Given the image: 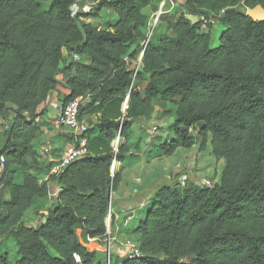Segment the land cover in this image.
<instances>
[{"label":"trees","instance_id":"1","mask_svg":"<svg viewBox=\"0 0 264 264\" xmlns=\"http://www.w3.org/2000/svg\"><path fill=\"white\" fill-rule=\"evenodd\" d=\"M93 1L88 13L74 15L81 0H0V238L17 247L14 264H105L103 253L82 242L106 234L111 193L121 181L119 173L110 176L113 161L123 169L140 162L130 149L138 151L145 136L128 145L132 119L148 120L161 103L172 136L149 159L196 144L204 151L209 143L224 168L210 188L162 186L130 231L141 256L122 264H264V21L240 9H264V0H183L168 33H154L144 47V12L154 0ZM103 9L117 18L111 26L78 24ZM211 18L223 28L215 48L201 30ZM53 95L62 108L86 97L78 119L101 118L83 134L87 153L40 183L41 117ZM117 137L125 144L115 152ZM52 188L58 193L47 215L27 227L25 214ZM0 264H11L6 253Z\"/></svg>","mask_w":264,"mask_h":264},{"label":"crops","instance_id":"2","mask_svg":"<svg viewBox=\"0 0 264 264\" xmlns=\"http://www.w3.org/2000/svg\"><path fill=\"white\" fill-rule=\"evenodd\" d=\"M86 0H81V3ZM76 5L73 8L80 10L78 14L74 15H83L86 14V10L83 13V5ZM161 6H158V8ZM109 14H113L109 11ZM114 15V14H113ZM83 18V17H81ZM88 19V18H87ZM85 21V19H82ZM117 18L115 17L114 23ZM87 23H90L88 21ZM113 23V24H114ZM91 24V23H90ZM78 57V56H77ZM142 58V52L139 54L138 61L140 64ZM86 58H77V60ZM87 62V60H86ZM59 90L63 94H67V90L62 87ZM129 101L128 97L125 98L124 104L121 107V113L125 114V104ZM163 105V103H161ZM161 104L158 105V108H161ZM62 109L61 103L58 101L57 97L53 95L47 105V111L41 117L42 123L44 124V138L46 141V147L43 149L47 152V155L42 159L43 163H45V168L40 167L41 170H36L39 173V177L41 181L48 178L51 175V170L54 167L56 161L59 159L61 154L68 146L66 135L60 130H56L54 128V123L58 118ZM162 109V108H161ZM157 113V109L154 111L149 117V119H145L144 117H140L138 122L134 121L133 126V134L131 135L130 141L128 145H133L140 136H145L143 142L139 144V150H135L134 148L130 149V153H136L140 157V162L133 168H122V164L116 161H113L110 169V176L113 177L115 174L119 173L121 176V181L115 192L111 193V210L112 215L110 218H107L105 221L106 232H109L112 237H115L118 242L123 241H133L135 242L136 235L130 233V231L134 230L137 227L138 222L142 217V211H144L153 198V196L157 193V191L164 185L176 186L178 187H187L189 186V180L191 179H200L199 175L203 176L202 178L216 176L214 179V183H218L221 178L222 170L224 168V161L216 160L212 154L209 143L206 146L204 151H199V144H196L190 149L178 148L175 153L171 157H161V158H152L146 157V152L151 148V144L157 142V145L165 140V135H159L161 140L156 139L158 137L157 133L150 135L152 131L146 129L147 125L153 124L155 121V115ZM101 118V113H96L93 115H86L81 120L89 126L90 124L94 125L98 123ZM147 121V123L145 122ZM172 119L168 120L171 123ZM136 127V129H135ZM142 127L144 130L141 131L139 128ZM156 128V127H154ZM144 134V135H143ZM158 140V141H156ZM55 144H60V148H63L61 152H59L56 156L52 155L53 150L55 149ZM125 141L122 138L116 139L112 147L116 152L118 147L124 145ZM43 155L42 153H40ZM209 161L207 160V158ZM46 159V160H44ZM53 166L50 168L49 166ZM50 169H49V168ZM48 168V169H47ZM43 169V170H42ZM181 183V185H180ZM180 185V186H178ZM58 193L57 188H52L51 194ZM49 195L47 199L44 200H35L30 210H34V217L31 222L25 223V225L29 228H34L39 223L43 221L41 215H47V209L50 205V201L54 198L52 195ZM8 200V197L6 198ZM30 210L27 211L30 212ZM25 214L24 218L26 217ZM79 237L81 232H77ZM80 241L82 242L81 238ZM82 244L90 251V252H101L105 255V264H106V251L105 247L102 243L96 240H90L82 242ZM126 250L119 247L117 244H113L110 250L109 264H111V258H114V264H122L125 258ZM112 256V257H111Z\"/></svg>","mask_w":264,"mask_h":264},{"label":"rangeland","instance_id":"3","mask_svg":"<svg viewBox=\"0 0 264 264\" xmlns=\"http://www.w3.org/2000/svg\"><path fill=\"white\" fill-rule=\"evenodd\" d=\"M91 3L92 7H95V3L93 0H86L83 1L81 4L83 5V7H87L88 4ZM182 3L183 0H154L153 4L145 10V14L149 16L150 18V29L146 35L145 41L148 38L149 35V39L150 37L154 34L157 33L159 31H163L165 33H168V30L166 29V26L171 23L174 22L179 14L181 13V9H182ZM158 6H161V8ZM165 7L166 9H168L167 12H163L165 9L162 10V8ZM169 7V8H168ZM241 10H244L247 12V9H245L244 7L240 8ZM80 10L77 11V9L73 8V12L75 14H78ZM73 13V14H74ZM115 15H111L109 14V11L106 9H103L99 15L97 17H89L87 18H81V16L78 19V24L82 25L84 23H87L88 21H90L91 24H93L94 26L100 28V29H104L108 26H111L114 23L115 20ZM82 19H85V21H83ZM211 22H213L211 24L210 28H207L205 25L204 27H202V32L204 33H209L212 39V47H217L218 46V39L219 36L221 35L223 28L221 27V25L216 21V19H212L210 20ZM153 28L152 32L151 29ZM145 41L144 43H141L143 45V47L145 46ZM141 45V46H142ZM139 46V49L140 47ZM82 62H84V59L81 60ZM86 62V60H85ZM87 63V62H86ZM139 61H134L130 64V68L133 69L134 71H136L139 67L140 64H138ZM155 109H157V113L155 115V119L153 121H155L153 124L147 125L146 129H153L154 127H156V131L154 132V134L156 135L157 132H159V134L157 133L158 137L156 139H160L161 140V135H165V139H169L172 136V131H171V123L168 122V120L171 118L170 117H166L164 115L165 110L163 109H159L158 108V104L154 105ZM147 123V121H145ZM172 122V121H171ZM44 123V122H43ZM2 124V123H0ZM136 129V127H135ZM139 130L143 131L144 129L142 127L139 128ZM61 132H63L66 137H67V144L68 146H66L65 148H68L69 146H71L72 144L68 142L69 138L71 137V133L66 130V129H61ZM160 135V136H159ZM193 135H196V132H193ZM156 140V141H158ZM40 143V147H39V151L40 153H42V159L45 157V155H47V152H45L43 149L47 146L46 145V141L44 136H42L39 140ZM157 147V142H154L153 144H151V148L149 150H147L146 152V157H150L151 153H154L155 149ZM63 148H60V144H55V149L52 152L53 156H56L59 152L62 151ZM207 158V157H206ZM46 160V159H44ZM207 160L209 161V159L207 158ZM200 177L198 178H202L203 176L199 175ZM215 175L212 177H207V178H203V179H207L209 180L211 183H214V179H215ZM181 185V183H180ZM178 185V186H180ZM184 187H178L177 189H182ZM8 192L6 191L4 194L5 199L8 197ZM52 201V200H51ZM50 201V202H51ZM34 217V210H30V212L27 213L26 217L24 218V223H28L33 220ZM77 235L79 236V234L77 233ZM17 247L15 246L13 240L11 238H0V256L3 255L4 253H6L9 257V260L11 262V264H14L16 262L17 259ZM112 257V256H111ZM111 264H114V258H111Z\"/></svg>","mask_w":264,"mask_h":264},{"label":"built area","instance_id":"4","mask_svg":"<svg viewBox=\"0 0 264 264\" xmlns=\"http://www.w3.org/2000/svg\"><path fill=\"white\" fill-rule=\"evenodd\" d=\"M91 7H92V4L89 3L87 7H84L81 10H83V13H84V10H86V13H88ZM77 58L78 57L76 55H73L74 60H77ZM86 100H87L86 97H78L75 100L69 102L67 105H65L61 109V112L54 123V128L56 130L66 129L71 133V137H73L74 139V144L66 148L64 152L61 154V156L56 161L54 167L51 170V175H58L66 166L78 160L79 158L83 157L87 153V150H86L87 140L83 137V134L87 130L88 126L82 120L78 119L79 107ZM124 108L126 110L127 105H125ZM155 131L156 129L153 128L152 131L150 132V135L152 136ZM118 138L119 137H117V139ZM1 162H3L2 159H1ZM0 167H2V165ZM47 179L48 178H46L43 181H47ZM43 181H40V183ZM189 183L199 188L201 187L210 188L215 184L203 178L201 179L193 178L189 180ZM51 195L55 197L57 193L51 194ZM111 215H112V210H111V202H110L107 218H110ZM87 241H90V240H87ZM96 241H99V240H96ZM99 242H101L103 246L105 247L106 264H109L110 250L113 244H117L119 247L126 250L125 252L126 260L136 259L141 256L138 245L135 242L130 241V240L118 242L117 239L115 237H112L109 232H106L104 238H102Z\"/></svg>","mask_w":264,"mask_h":264},{"label":"water","instance_id":"5","mask_svg":"<svg viewBox=\"0 0 264 264\" xmlns=\"http://www.w3.org/2000/svg\"><path fill=\"white\" fill-rule=\"evenodd\" d=\"M246 16L252 19L254 22H263L264 21V9L260 6H256L252 9H247ZM187 19L192 22V24H196L198 22V18L194 16H187ZM153 28L150 32H152ZM149 42V35L147 40L145 41V45ZM80 47L71 48L72 51H79ZM65 53V51H64ZM135 122H138L137 119H132Z\"/></svg>","mask_w":264,"mask_h":264}]
</instances>
